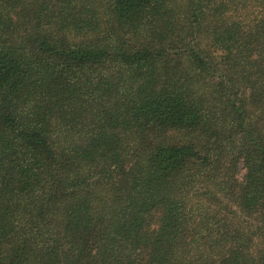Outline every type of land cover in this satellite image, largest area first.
Here are the masks:
<instances>
[{"label": "trees", "instance_id": "16d2710c", "mask_svg": "<svg viewBox=\"0 0 264 264\" xmlns=\"http://www.w3.org/2000/svg\"><path fill=\"white\" fill-rule=\"evenodd\" d=\"M0 264H264V0H0Z\"/></svg>", "mask_w": 264, "mask_h": 264}, {"label": "rangeland", "instance_id": "374dc122", "mask_svg": "<svg viewBox=\"0 0 264 264\" xmlns=\"http://www.w3.org/2000/svg\"><path fill=\"white\" fill-rule=\"evenodd\" d=\"M243 174H244V169L242 168L241 163H239V165L237 166V177L241 179Z\"/></svg>", "mask_w": 264, "mask_h": 264}]
</instances>
